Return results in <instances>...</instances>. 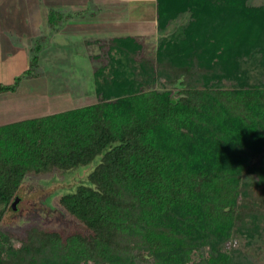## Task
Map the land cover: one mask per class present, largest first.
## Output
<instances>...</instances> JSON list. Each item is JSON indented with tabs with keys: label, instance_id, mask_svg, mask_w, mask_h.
Segmentation results:
<instances>
[{
	"label": "trees",
	"instance_id": "16d2710c",
	"mask_svg": "<svg viewBox=\"0 0 264 264\" xmlns=\"http://www.w3.org/2000/svg\"><path fill=\"white\" fill-rule=\"evenodd\" d=\"M156 5L152 56L149 35L91 44L96 102L0 125V264H264V0ZM82 167L59 202L83 231L2 229L27 175Z\"/></svg>",
	"mask_w": 264,
	"mask_h": 264
},
{
	"label": "rangeland",
	"instance_id": "374dc122",
	"mask_svg": "<svg viewBox=\"0 0 264 264\" xmlns=\"http://www.w3.org/2000/svg\"><path fill=\"white\" fill-rule=\"evenodd\" d=\"M55 1L64 2L57 3L56 9L65 10L67 14L74 16V20L59 21L58 34L44 22V17L40 16L43 15L41 11L40 14L35 12V0H4L6 10L4 13L0 12V35L8 42L6 46L9 48L6 50L12 55L7 54L10 55H6L7 62L0 63V85H14V89L0 90V125L88 105L98 99L93 73H90L96 62L89 57L90 52L98 46H91L92 43H86L84 39L90 35L93 38L101 37L103 41V31L98 30L100 21L89 14V19L86 18L83 22L80 19L88 13H74L70 0ZM109 1L112 3L110 9L105 7L102 16L105 18L108 11L111 13L115 9L114 17L118 21H111L110 25L115 29L110 26L108 31L115 34L149 35L155 43L145 42L144 50L151 56L155 54L161 37L153 24V16L157 11L156 0ZM261 1L251 0V3L257 4ZM188 16L182 15L172 21L166 33L172 34L180 29L187 22ZM30 38L32 42L28 44ZM38 38L46 44V53L39 56L34 71L24 75V71L30 66L27 52L23 46L15 48L14 41L27 43L26 46L30 47L38 43ZM21 75H24L22 80L16 83V77ZM87 169L82 167L72 174L71 171L61 172L54 169L46 174L27 175L17 194V208H10L7 212L2 229L19 236H24L32 226L43 224L62 230L65 234L83 231L82 224L64 209L59 199L77 179L84 180L89 172ZM51 206L55 209H49Z\"/></svg>",
	"mask_w": 264,
	"mask_h": 264
},
{
	"label": "crops",
	"instance_id": "0c3cea01",
	"mask_svg": "<svg viewBox=\"0 0 264 264\" xmlns=\"http://www.w3.org/2000/svg\"><path fill=\"white\" fill-rule=\"evenodd\" d=\"M35 2L37 3L35 12L37 14H40L39 13L40 11L43 13L44 16L42 14H40V16L44 17V22L47 23V26L48 27H49L48 17H49V15L51 13V9L52 8H55L56 5H57V3H63L64 4V2L55 1V0H35ZM69 2L71 3V5H73L74 13L76 11H82V12L88 13V15L83 16L80 19V20L83 19V22H85L86 18L89 19V16L90 15H92L91 17H94V19L100 21L98 23V26H99L98 30L103 31V40L107 39L106 37L109 38V37H114V36H118V35H129V34H123V33H117V34H115V33H111V32L108 31V29H110V26L113 29H115V27H113L112 24L110 25V22L112 21L113 23H117V21H118V19L114 17L116 15V12H115V9H113V7H112L113 10L111 11V13H109V11H108V13L105 14L106 15L105 18H103V16H102L103 15L102 12L105 9V7H108V9H110V5L112 3H110L109 0H70ZM103 2H105L104 3L105 5H103ZM5 5L6 4H4V0H0V12L1 13H4L5 12V10H6V6ZM60 7H63V5H61ZM59 10H61L62 13H63L62 15L66 17V14H67L66 11L65 10H62V9H59ZM121 14H123V13L121 12ZM67 15H69L68 18H67L68 20H74L73 19L74 16H72L70 14H67ZM153 17H154V20H153L154 23L153 24L157 28V11H156V13L154 14ZM109 19H111V20H109ZM88 25L90 26V28L92 27L91 23H89ZM85 29H86V25H85ZM53 32H55V31L53 30ZM57 34H58V31H57ZM88 34L89 33H87V35ZM56 35L54 37H56ZM132 35H135V34H132ZM137 35L138 36H142V35H139V34H137ZM39 36L40 35H38V37ZM85 40H87L88 42L90 41L91 43H95V44L96 43H99V44H102L103 43L101 37H95V38H93V37H90V35H89V37L87 36V38H85ZM31 42H32V39L30 38L28 44H30ZM7 43L8 42H6V41H4L2 39V35H0V49H1L0 50V63L1 64H4L5 62H7L5 60L6 59V55L7 54H11L10 52L8 53V49L6 50L7 47L9 48V46H6ZM28 44L27 43L26 44H23L21 42L14 41V45H16V46H14L15 48H17V46L18 47L19 46H23L24 47L25 51L27 52V56H28L27 60H28V63L30 65L33 45L30 46V47H28V46H26ZM42 53L45 54L46 53V50L43 49L42 50ZM7 56H10V55H7Z\"/></svg>",
	"mask_w": 264,
	"mask_h": 264
},
{
	"label": "water",
	"instance_id": "95a60500",
	"mask_svg": "<svg viewBox=\"0 0 264 264\" xmlns=\"http://www.w3.org/2000/svg\"><path fill=\"white\" fill-rule=\"evenodd\" d=\"M18 201H19V197H18V195H16L15 199L12 202V209L17 208Z\"/></svg>",
	"mask_w": 264,
	"mask_h": 264
}]
</instances>
